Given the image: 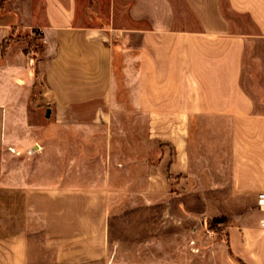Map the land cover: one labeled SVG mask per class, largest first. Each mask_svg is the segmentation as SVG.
<instances>
[{
	"label": "crops",
	"instance_id": "crops-1",
	"mask_svg": "<svg viewBox=\"0 0 264 264\" xmlns=\"http://www.w3.org/2000/svg\"><path fill=\"white\" fill-rule=\"evenodd\" d=\"M0 264H264V0H7Z\"/></svg>",
	"mask_w": 264,
	"mask_h": 264
},
{
	"label": "trees",
	"instance_id": "trees-1",
	"mask_svg": "<svg viewBox=\"0 0 264 264\" xmlns=\"http://www.w3.org/2000/svg\"><path fill=\"white\" fill-rule=\"evenodd\" d=\"M7 0H1L0 1V7L6 2ZM40 39V34L37 30H19L15 27H11L9 29V33L8 35L2 40V42L0 43V53L2 54L6 48L13 42H25L28 44V49L31 46V43H33L34 41H39ZM40 48H41V44H40Z\"/></svg>",
	"mask_w": 264,
	"mask_h": 264
},
{
	"label": "built area",
	"instance_id": "built-area-1",
	"mask_svg": "<svg viewBox=\"0 0 264 264\" xmlns=\"http://www.w3.org/2000/svg\"><path fill=\"white\" fill-rule=\"evenodd\" d=\"M258 204L262 209H264V193L258 195ZM262 227H264V219L261 221Z\"/></svg>",
	"mask_w": 264,
	"mask_h": 264
},
{
	"label": "rangeland",
	"instance_id": "rangeland-1",
	"mask_svg": "<svg viewBox=\"0 0 264 264\" xmlns=\"http://www.w3.org/2000/svg\"><path fill=\"white\" fill-rule=\"evenodd\" d=\"M29 49L35 50L38 53L39 50H40V42L39 41H34L33 43H31V46L29 47Z\"/></svg>",
	"mask_w": 264,
	"mask_h": 264
}]
</instances>
